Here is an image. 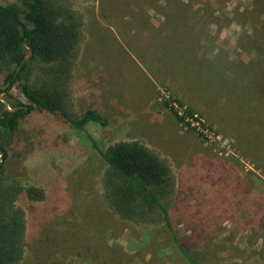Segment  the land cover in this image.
Wrapping results in <instances>:
<instances>
[{"label": "rangeland", "instance_id": "rangeland-1", "mask_svg": "<svg viewBox=\"0 0 264 264\" xmlns=\"http://www.w3.org/2000/svg\"><path fill=\"white\" fill-rule=\"evenodd\" d=\"M73 3L83 18L75 110L105 120L87 130L102 145L139 139L169 159L177 187L165 203L178 236L207 264H264V14L253 0ZM164 95L220 138L179 122ZM25 128L27 145L10 150L12 175L47 197L24 204L19 264H187L162 224L108 207L106 162L84 135L39 111Z\"/></svg>", "mask_w": 264, "mask_h": 264}, {"label": "trees", "instance_id": "trees-1", "mask_svg": "<svg viewBox=\"0 0 264 264\" xmlns=\"http://www.w3.org/2000/svg\"><path fill=\"white\" fill-rule=\"evenodd\" d=\"M252 6L264 14V0H253ZM82 28L83 18L73 0L0 2V264H19L23 259L24 204L47 197L43 186L25 185L15 178L8 162L11 149L27 145L21 132L34 111L61 117L102 156L106 162L102 196L119 218L162 224L187 264H207L199 251L178 236L165 203L177 187L169 159L139 139L100 144L87 125L105 124V120L93 109L76 112L72 84ZM172 100L181 104L170 96L164 106L179 122L195 129L186 116L196 111L186 106L180 114L169 103Z\"/></svg>", "mask_w": 264, "mask_h": 264}, {"label": "built area", "instance_id": "built-area-1", "mask_svg": "<svg viewBox=\"0 0 264 264\" xmlns=\"http://www.w3.org/2000/svg\"><path fill=\"white\" fill-rule=\"evenodd\" d=\"M163 98H164L163 100H165L167 98L170 99V96L164 95ZM169 103L171 105H174L175 108L178 109L180 114H184V108L186 106L181 105L176 100H172ZM186 120L188 122H190V124L195 128V130H197L199 132L200 135H202V137L204 139H206L208 141H213V140H218L220 138L218 133H216V131L213 129V127L208 125V124H206L204 119L198 113L195 112L194 116L187 115L186 116ZM181 123H184V122H181Z\"/></svg>", "mask_w": 264, "mask_h": 264}]
</instances>
